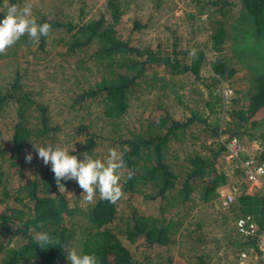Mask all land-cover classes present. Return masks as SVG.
<instances>
[{"label": "rangeland", "instance_id": "rangeland-1", "mask_svg": "<svg viewBox=\"0 0 264 264\" xmlns=\"http://www.w3.org/2000/svg\"><path fill=\"white\" fill-rule=\"evenodd\" d=\"M121 12L114 23L117 36L140 48L149 47L163 54H173L183 63H189L198 51L203 53L199 81L190 72L167 73L164 68L147 71L131 87L128 93V109L120 117H104L102 102L99 99L77 103V95L100 80L106 69V62L94 57L97 46L92 43L75 51L68 49V33L63 28H52L42 45L34 44L25 35L16 44L0 55V96L9 82L16 76L23 89L31 92V97L47 107V115L53 129L49 136L41 141H32L19 153L26 157L31 153V163L24 161L23 175L30 180L38 164L44 167L34 147L60 145L73 148L70 154L83 159L79 147L86 137L83 126L93 137L95 147L90 155L105 158L110 147H119L121 140L131 132L141 131L147 122H156L161 117L171 116L178 120L190 117L192 111L204 115L210 130L199 132L200 125L190 124L186 132L201 135V140L192 143L186 138L174 143L180 156L192 148L202 155L209 154V147L216 144L225 146V151L216 161V169L226 172L233 164L230 154L240 148L239 156L263 157L264 151V114L255 116L260 120L253 128L243 134H232L240 130L238 123L231 119L234 109H245L247 98L255 93V67L264 65V47L255 46L252 33L244 28L252 24L240 0H117ZM26 0H8L0 4V20L6 14L7 6H23ZM32 14L38 21L42 17H54L63 22H87L104 16L110 19L108 0H30ZM212 2V3H211ZM215 3V4H214ZM221 13H225L220 16ZM224 17V18H223ZM223 21L226 40L221 51L212 48L211 35L218 23ZM69 42V41H68ZM239 43V45H238ZM225 59L230 76L221 78L211 71L210 63L215 59ZM247 60H254L252 65ZM17 104L7 100L0 106V145L9 144L11 128L17 118ZM30 126L36 128L38 113L33 107L30 112ZM223 130V131H222ZM221 132L219 136H210L212 132ZM228 136H231L228 139ZM234 141V143H233ZM202 144V145H201ZM234 144V145H233ZM237 146V147H236ZM8 157V155H7ZM264 159V158H263ZM11 161L0 159V171L7 173L6 183L9 193L18 189L20 177L17 166ZM50 165V164H49ZM75 182V181H73ZM82 191L72 185L63 193L68 198L71 213L65 216L63 226L69 232L67 251L76 248L81 251L82 244L91 232V228L80 214L89 204L82 200ZM150 185L143 188L142 194L127 195L117 204V218L107 226L130 250L135 264H198L196 256L205 255V264H224L234 259L238 238L233 228L237 215L235 208L222 212L218 208L216 197L207 203L199 202L195 196L184 205L169 209L165 199L157 197L150 200L144 193H152ZM23 197V196H22ZM99 195L97 194V198ZM26 201L22 198L21 202ZM18 202V205L21 204ZM14 198L0 200V212L6 206H13ZM130 205V206H129ZM132 206V207H131ZM166 206V207H165ZM161 214L160 208H164ZM134 211L136 214H151L162 217L183 219V226L165 247L149 246L142 238L130 242L121 233L124 218ZM187 229V231H186ZM41 232L31 229L22 233L17 231L11 245L23 242V238ZM193 233V236L190 234ZM202 251V252H200ZM24 264H38L31 259Z\"/></svg>", "mask_w": 264, "mask_h": 264}, {"label": "trees", "instance_id": "trees-1", "mask_svg": "<svg viewBox=\"0 0 264 264\" xmlns=\"http://www.w3.org/2000/svg\"><path fill=\"white\" fill-rule=\"evenodd\" d=\"M3 1L5 0H0V4ZM240 1L246 13L253 19L252 24L246 26L244 30L252 33L254 39L257 38L255 46L261 43L264 47V0ZM108 11L109 20L102 15L78 23L63 22L46 16L37 21L40 24L50 23L52 28H63L65 33H68L67 44L70 51L95 43L97 48L94 57L98 61L106 62V69L100 80L77 95L75 101L79 102L78 104L97 98L102 102L104 117L119 119L128 109V93L131 87L147 71L156 68H164L170 74L188 71L199 81L204 80L200 74L203 60L201 51H198L189 63H183L176 57V52L171 55L163 54L160 50L132 45L116 34L114 23L117 22L121 12L120 3L117 0H108ZM224 14L221 13L220 16ZM222 22L218 23L211 35L212 48L217 52L221 51L226 40V30ZM45 38H40V45L44 43ZM225 61L217 58L210 63L214 75L221 78L230 76L232 70L227 69ZM247 61L251 65L256 63L254 60ZM256 64L255 93L247 98L245 109H233L231 112V119H234V123H238L240 129L233 132L234 135H242L246 130L253 128L260 122L254 117L264 114V65L258 68V63ZM31 94L23 89L19 77L16 76L7 84L3 95L0 96V106L7 100L15 101L17 104V118L11 128L9 144L0 145V159L10 160L11 166H17L20 177L19 191L10 194L6 183L7 173H4L6 171L3 169L0 171V200L13 196L15 202L13 206H6L5 210L0 212V264H24L31 259H37L38 264H70L66 259L65 249L69 232L63 226V221L71 210L67 196L55 183L51 165L41 168L38 164L30 180H25L23 175L26 159L19 156L20 151L32 141H41L40 138L43 136L48 137L53 129L47 115V107L33 100ZM32 107L38 113L35 116L36 128L30 126L32 115L29 112ZM194 122L201 126L198 133L210 130L206 117L192 111L190 117L184 120L169 115L159 118L156 122H147L141 131L131 132L127 138L119 141L122 149L124 145L130 149L124 155L126 163V168L123 170L124 179L127 178L128 171L133 173L126 183L122 179L123 192L130 196L142 194L143 188L150 185L154 191L144 193V196L150 200L157 197L165 199L169 209L184 205L194 198L193 196L201 203H207L217 197V188L227 181L225 174L216 169V161L225 151V146L222 144L210 146L208 155L200 154L194 147L184 156H180L174 147V143H181L186 138L191 139L192 143L203 138L197 133L187 134V126ZM222 131L212 132L209 137L219 136ZM82 132L88 136L79 149L90 154L95 147V141L87 132L86 126H83ZM230 138L231 136H228V139ZM78 153L84 152L78 151ZM261 155L263 156L261 158H264V151ZM62 183L65 184V189L74 185L79 191L82 190L76 182L62 181ZM22 198L26 201L21 202ZM18 202L21 204L18 205ZM239 203L243 211L255 214L258 210V200L254 196L241 195ZM116 207V203L112 204L98 197L96 203L80 211L87 220L91 232L85 238L79 253H94L100 264H135L130 250L107 226L117 218ZM165 207L160 208L161 214ZM218 208L221 210L220 205ZM124 219L121 233L127 241L132 242L142 238L149 246L156 247L169 245L183 226V219L178 216L165 218L151 214H136L132 211ZM31 229L47 231L58 237L62 247L42 250L35 244L32 235L25 236L19 245L10 244L17 231L26 233ZM190 234L193 236V233ZM246 245L240 240L238 245L236 244L237 248ZM196 258L199 260L198 264H205V255L199 254Z\"/></svg>", "mask_w": 264, "mask_h": 264}, {"label": "clouds", "instance_id": "clouds-1", "mask_svg": "<svg viewBox=\"0 0 264 264\" xmlns=\"http://www.w3.org/2000/svg\"><path fill=\"white\" fill-rule=\"evenodd\" d=\"M33 4L26 0L24 5L12 4L7 6L6 14L0 20V55L27 35L32 43L38 44L41 37H47L52 31L50 23H37L32 14ZM38 158L44 165H51L55 183L59 190L66 192L62 181H75L82 191V200L91 205L96 203L97 194L100 200L109 203H117L124 195L121 184L124 179L126 163L124 155L130 149L127 145L121 150L119 147H110L107 156L103 159L94 158L88 152L81 153L83 159L73 155L75 147H61L60 145H48L34 147ZM26 162L31 163L33 156L26 154ZM133 173L128 171L127 179H131ZM32 239L43 250L49 247H62L58 237L47 231L36 232ZM66 259L70 264H100L98 257L93 254L78 253L76 248L67 251Z\"/></svg>", "mask_w": 264, "mask_h": 264}, {"label": "built area", "instance_id": "built-area-1", "mask_svg": "<svg viewBox=\"0 0 264 264\" xmlns=\"http://www.w3.org/2000/svg\"><path fill=\"white\" fill-rule=\"evenodd\" d=\"M239 151L240 148H237L230 154L233 164L224 172L227 181L216 190L222 212L236 209L233 228L238 239L247 244L236 249L234 259L229 263L264 264V159L239 156ZM241 195L257 198L258 210L255 214L240 207Z\"/></svg>", "mask_w": 264, "mask_h": 264}]
</instances>
